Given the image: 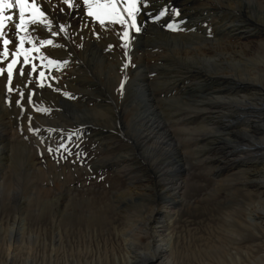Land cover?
<instances>
[{
	"label": "bare ground",
	"instance_id": "bare-ground-1",
	"mask_svg": "<svg viewBox=\"0 0 264 264\" xmlns=\"http://www.w3.org/2000/svg\"><path fill=\"white\" fill-rule=\"evenodd\" d=\"M39 1L34 0L41 10ZM49 1L44 9L48 19L45 16L44 23L37 21L33 24L26 12L24 27L31 38H34L33 34L39 37L40 41L36 40L35 44V47L41 44L39 59H35L34 65L45 71L54 84L52 91L49 89L52 95L62 100L61 97H64L67 101L63 103L70 104L71 108L81 110L77 107H83L87 112L97 111L99 115L100 111L110 110L111 99L115 98L118 102L124 99L126 109L122 112L119 109L121 116L115 123L110 116L115 126L93 121L90 128L86 126V135L81 129V136L77 137L79 130L77 138L72 140L73 121L70 120V125L65 120L56 121L55 116L61 114L56 107L32 105V109L16 103L21 97L16 89L19 79L22 85H26L29 73L35 78L39 74L22 63H15L12 70V91H15L12 94V110L23 124L33 127L29 141L40 149L42 145L55 144V147H49L51 151L44 149L40 158L37 156L39 152H34L25 141H11L9 131L4 128L6 122L0 121V191L7 187L6 175H19L22 182L31 188L32 175H70L74 170L69 169V156L74 155L71 157L77 160L79 157L76 155H82L84 150L69 155L60 145L74 146L76 150L77 145L89 138L105 146L106 154L97 161L99 164L128 175L130 152L117 156L111 153L114 146L110 137L123 130L120 132L129 146L132 145L131 149H143L152 160L161 159L168 162L167 165L169 161L176 162V169L168 165L166 169L155 170L150 159H146L149 162L146 166L153 175L147 176L145 181L131 182L113 194V208H123L124 212L142 207L144 201L152 205L141 226H144L146 236L150 233L149 229L155 226L153 236L148 238V246L151 245L155 251L151 255L141 253L142 264H156V261L163 262L166 257L177 259L181 256V250L177 248L181 239L175 233V224L179 209L185 202L187 180L179 178L170 181L167 176L174 170L184 175L190 159L206 167L216 178L215 186L209 192L211 197L225 196L227 206L234 207L236 218H240V213L243 215L242 224L246 230L264 229V0H137L138 10L133 15L140 20L137 26L139 32L128 27L131 22L128 12L121 11V17L127 22L124 25L107 17L101 25L86 14L83 0H72V9L63 0ZM99 2L103 3V0ZM117 6L123 10L128 5L126 0H118ZM160 11H164V15L154 19ZM5 13L14 16L15 25L19 23L17 8L7 9ZM155 23L160 26L159 31L151 29ZM61 24L65 26L64 33L59 31ZM52 32L57 35L52 36ZM164 38L169 40L161 42ZM41 39H50L53 43L44 48ZM40 57L67 63L58 67H42V64L47 65V59L42 61ZM5 79L0 80L4 82ZM103 92H109V95ZM89 102L93 103L92 106ZM46 123L50 126L44 131H35L34 125L37 127ZM51 131L52 139L41 141ZM41 162L45 163L43 168ZM234 174L238 176L233 183L229 175ZM66 177L60 181V195L52 194L53 189L38 188L41 190L37 192L40 198L37 207L42 212L49 208L58 218V212L65 211L67 206L76 202V195H72ZM31 193L35 194L34 191ZM3 196L5 199L2 201L9 203L8 197ZM12 201L17 220L20 218V230L24 233L26 218L23 211L28 204L20 206ZM224 221L226 224V217ZM159 225L160 232L157 230ZM121 235L125 242L120 247L122 255L118 257L113 251L114 259L117 264L121 260L131 264L130 255L134 254V249L128 243V235ZM137 237L133 238L138 240ZM56 238L57 241L51 242L49 264H57L55 244L63 242L61 233L58 232ZM9 239L12 241L13 238ZM214 248L221 252L223 246ZM242 256L240 250H229L221 257L220 264H243ZM256 259V264H264V253L257 255Z\"/></svg>",
	"mask_w": 264,
	"mask_h": 264
},
{
	"label": "rangeland",
	"instance_id": "rangeland-1",
	"mask_svg": "<svg viewBox=\"0 0 264 264\" xmlns=\"http://www.w3.org/2000/svg\"><path fill=\"white\" fill-rule=\"evenodd\" d=\"M31 2L32 0L29 3ZM43 2L44 1L40 0L39 6H41V11L45 12V5L47 7L50 1L45 0V2ZM37 6L38 5L36 3V7ZM6 10L7 9H5V11ZM5 11L4 15L6 14ZM45 16L47 17V12H45ZM5 17H7V14ZM13 17L14 16H12L11 20H7V23L5 22L6 26L0 29V52H5V50L8 52L7 55L3 56V58L0 57V79L6 77L4 82L0 80V121H5L6 123L8 122L7 125L5 123L4 128H7V131H9L8 137L11 141H25L28 146L34 149V152H39L37 153V156H40L41 158V152L44 149H49L51 146L55 147V144L49 146L42 145V149H40L37 145H34L28 140L29 136L32 135L30 130L33 129V127L23 124L20 117L14 114L11 107L13 102L12 94L15 92L14 90L12 91L14 84L12 80L14 75L12 76V80L9 81L8 74H6L8 73L7 65L9 62H12L11 53H14V51L16 52V44L19 43L20 37L22 36L24 38V43L22 44V48L24 47L23 49H31L33 46L35 47L36 40H40L39 37H37L38 35L35 34H33L34 38H31L28 32L25 31V27L23 30L16 32L17 30L15 29ZM135 20L137 21L136 24L138 26L140 24V20L136 17ZM155 24L151 25L152 27L150 26L151 29L159 31L160 26ZM4 39L9 40L8 45L3 44ZM28 39L33 41L32 44L28 43ZM163 40L161 39L160 41L166 42L169 39L164 38ZM14 42L16 43L14 44ZM36 46L37 47L35 48L39 49L41 44H37ZM47 46L48 44H43L44 48H47ZM30 54L29 59H31L28 64H24L22 55V57H17L16 63H22L32 72L36 73L37 71L39 74L40 70L36 65H34L35 59H39L38 52L32 51ZM8 56H10L9 59H7ZM1 65H3V67ZM33 65L35 66V71L32 70ZM4 71L6 73H4ZM2 75L4 77H2ZM32 75L33 74H31V77L29 75L28 80H25L26 85H22L20 79L19 82L16 83V89L20 92L19 94L21 96V105H23V107L30 106L31 108L33 106L49 107L50 105L54 108L56 107V109L61 112V114H57L55 118L53 117L56 121L65 120L67 124L73 121V128H75L73 129V134L71 135V139L73 138L72 140L81 136V129L84 130V134L86 135L87 130L90 128L93 121L98 122L99 124L102 123V125L109 123L111 126H115L113 122L115 123L121 116L118 113L119 109H121V112L126 109L123 105L124 99L118 102L115 98L111 99V106L109 107L110 110H107L106 112L100 111V115L97 111L87 112V110L83 107H77L81 110H76L75 107H69L70 104L68 106V103H63V101H67L64 97H61L63 98L62 100L52 95L50 90L54 84L47 74L46 78L42 79L43 81L39 80V75L37 78ZM95 79L98 81V78ZM41 84L43 85L42 87L40 86ZM29 93L32 94L31 103L28 99ZM103 93L106 94L107 92ZM108 93L107 95H109ZM92 104L93 103L89 102L90 106H92ZM82 109L85 111H82ZM110 112L111 114L109 115L108 113ZM110 116H113L112 118L115 120L113 121ZM4 118L8 119L5 120ZM15 118H18V120ZM49 124L50 123L41 125L43 128L41 126L36 127L34 125V129L35 131H44L47 126H50ZM68 125H70V123ZM26 128H28V130ZM74 130L77 131L76 135ZM120 131L123 130H118V132L116 131L117 135L115 134L113 138L110 137V141L114 146L111 153L112 155L114 154L117 156L118 154L130 152L131 165L128 167L129 170L127 169V172L129 173L128 175L124 172H117V170H114L109 166L99 164L100 162L97 161L105 157V146L100 145L97 141L89 138V140L85 143L77 145L78 149L76 150L73 149L75 148L74 146L67 147L72 154H77V152H82L83 150L85 151L82 152V155H76L79 157L77 160L72 158L74 155H71L72 157L69 156V160L67 162L70 166L69 169H71V171L74 170V172L72 171L73 173L71 172L70 175H32V188L29 187V184L23 183L19 175H13V177L12 175L4 176V179L8 182H5L7 187H3V192L2 190L0 191V264H49V260H51L49 256L52 251L51 242L57 241L56 235L58 232L62 234L63 242H57L55 244L57 264H80L81 262H83V264H117L114 259V255L116 253V256L120 257L122 255L120 247L122 248V243L125 244L121 233L128 235L130 238L128 243L131 244L134 249V254L132 253L130 255L131 264H142V258L139 256L141 253H147L150 255L153 254L155 250L152 249L151 245L148 246V238L151 239V236H153V229L155 230V226H152L153 228L151 227L152 229H149L150 233H147V236L144 234V226H141L144 224V218L149 214L148 211L152 205L147 202L145 203L144 201V205L142 207L136 209L133 208L130 211L124 212L123 208H113V194L116 190L124 189L127 184H130L131 182L145 181L147 176L150 177L153 175L146 166V163H149L145 161L146 159H150V163L153 164V168L155 170L161 168L166 169L165 166L169 167L168 165H173V169H176V162L169 161V164L167 165L168 162L161 161V159L153 158L154 160H152L150 158L151 155L147 152L144 153L145 151L143 149H131L132 145L129 146L128 140H126ZM78 133L79 135L77 136ZM46 134L47 136L41 138V141H44L45 139H52L53 131ZM55 134L58 135L59 133L57 134V131H55ZM79 146L82 148H79ZM41 163L40 165L43 168V164L45 163ZM189 163L186 165L187 169L184 175H181L180 172L174 170L169 172V175L167 176L170 178V181H175L179 178L187 180V187L184 191L185 202L179 209V218L177 220V224H175V233H177L181 239L180 244H177V248L181 250V256L177 259L171 258L172 260L170 257H166L163 259V262L156 261V264H173L175 260L176 262L174 264H220L221 257H224L225 253L229 250H240L243 255V264H256L257 255L264 253V229L257 228V231L246 230L242 224V220L244 219L243 215L240 213V218H236V211L231 205L228 204L227 206L225 196L211 197L209 195V192L215 186L216 178L207 171L206 167L195 162L193 159H190ZM140 166H142V168ZM65 176H67V181L69 180L66 183L70 186L72 195H76V202H72L73 204L71 203L67 206L65 211L60 213L58 212V218H56L49 208L42 212V210L37 207L40 199L38 197L39 193L37 192L41 190L38 188L45 187L47 189H53L51 191L52 194L56 193L57 195H60L62 191L60 181ZM237 176L238 175L236 174L229 175L230 179H233L231 180L233 183L234 180L237 179ZM34 184H37V186L34 187ZM32 191L35 192L34 195L31 193ZM29 192L31 194H29ZM3 195L8 197L9 203L2 201L5 199ZM12 200L15 201V204H20V206L28 204V208L26 207L25 211H23V216L26 218L24 233L20 230V218L17 220L16 210L13 207L14 205L11 204L13 202ZM225 217L226 224L225 221L223 222ZM139 225L140 227H138ZM157 230L159 232L161 231L160 225L157 227ZM10 237L13 238L12 241H10ZM133 237H137L138 240ZM200 238H203V240ZM214 246H223V249L219 252L214 248ZM113 251H115V253ZM12 258H14V261L11 262L10 260ZM121 261L122 262H118V264H125L123 260Z\"/></svg>",
	"mask_w": 264,
	"mask_h": 264
},
{
	"label": "snow or ice",
	"instance_id": "snow-or-ice-1",
	"mask_svg": "<svg viewBox=\"0 0 264 264\" xmlns=\"http://www.w3.org/2000/svg\"><path fill=\"white\" fill-rule=\"evenodd\" d=\"M117 2L118 0H103V3H100L99 0H83V6L86 9V14L89 17H92L96 20H98L100 22L101 25H103L105 23V18H109L110 20L114 21L115 23L124 25L127 22L121 17V11L124 12H128L129 13V18L131 19V24L128 25V27L130 28H135L137 32H139V27H137L136 24V20H135V16L133 15V13H135L138 9H137V0H126L127 3V7L124 8L123 10H121L120 8H118L117 6ZM63 3L67 5V7L69 9H72L74 7L72 0H63ZM145 8L147 7V4L144 5ZM17 8L19 10V23H17L15 25L17 32H19L20 30H22L25 26L26 23V12L29 14V19L30 22L35 24L37 23V21H39L40 23H44V17H45V13L43 11H41L40 9H38L35 5L34 0H32V3H29V0H14V3L12 2V0H0V29H2L5 26V21L6 20H11L12 16L9 15L7 17H5L4 15V11L5 9H11V8ZM61 12H63V8H61ZM164 15V11H160L159 16L154 17V19H159L161 16ZM168 27H172L171 24L168 25ZM59 31L61 33L65 32V26L63 24H61L59 26ZM52 36H56L57 33L56 32H52L51 33ZM125 36L128 35V32L125 31L124 33ZM65 38H67V35L65 34ZM24 43V38L20 37L19 39V43L16 44V52L12 53V62L8 64V80L11 81L12 80V75H13V66L16 63L17 57L18 56H23V60H24V64H28L29 63V53L32 51H39L38 48H31V49H23L22 48V44ZM28 43H32L31 39H28ZM42 44H52L53 41L52 40H42L41 41ZM3 44L4 45H8L9 44V40L4 39L3 40ZM7 55V51L5 50V52H0V57H3ZM40 59L43 61L45 59H47V65H43L42 67H47V66H59L61 63H67V61H57V60H53V59H48L47 57H40ZM33 71H35V66L33 65ZM22 72V70H21ZM29 75L31 76V73H29ZM46 77V73L45 71L41 70L39 72V80H42ZM38 80V83H39ZM41 87L43 86L42 84L40 85ZM51 86V85H49ZM121 90L123 88V81H121ZM67 95V93L65 94ZM31 96L32 94L29 93V102H31ZM17 104L20 103V100L16 101ZM60 148H63L65 151H67L69 153V155H71V151L66 147V145L61 144ZM49 151H51V149H49Z\"/></svg>",
	"mask_w": 264,
	"mask_h": 264
}]
</instances>
